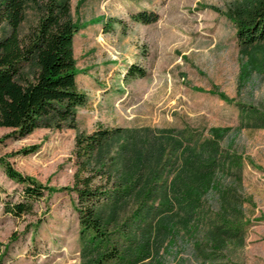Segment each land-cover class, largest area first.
I'll use <instances>...</instances> for the list:
<instances>
[{"label":"rangeland","instance_id":"1","mask_svg":"<svg viewBox=\"0 0 264 264\" xmlns=\"http://www.w3.org/2000/svg\"><path fill=\"white\" fill-rule=\"evenodd\" d=\"M41 1L27 0L22 36L37 24ZM251 1L70 0L77 82L88 102L76 108L74 124L40 126L24 138L0 127L1 264H82L77 196L68 188L77 135L99 127L221 134L222 148L238 161L237 195L245 199L240 262L264 264V43L245 50L233 16ZM140 11L159 19L133 20ZM9 31L4 23L0 35ZM132 64L147 75L128 78ZM34 71L32 65L25 73ZM6 165L55 191L29 213H7L5 202L21 199L22 184Z\"/></svg>","mask_w":264,"mask_h":264},{"label":"trees","instance_id":"2","mask_svg":"<svg viewBox=\"0 0 264 264\" xmlns=\"http://www.w3.org/2000/svg\"><path fill=\"white\" fill-rule=\"evenodd\" d=\"M26 6L27 0H0V33L4 23L10 29L0 35V127L15 138L40 126L74 124L76 108L88 102L77 82L70 0H42L37 24L22 36ZM234 11L241 46L260 47L264 0ZM132 19L148 24L159 15L140 11ZM32 65L30 78L25 71ZM146 75L136 64L126 74ZM216 134L202 139L186 128L99 127L77 135L68 190L77 196L82 264H242L241 175ZM6 172L22 184L21 199L5 202L7 213H29L55 191L10 165ZM182 251L187 258L179 257Z\"/></svg>","mask_w":264,"mask_h":264}]
</instances>
